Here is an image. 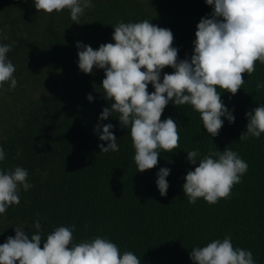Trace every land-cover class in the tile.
I'll use <instances>...</instances> for the list:
<instances>
[{"label": "trees", "instance_id": "1", "mask_svg": "<svg viewBox=\"0 0 264 264\" xmlns=\"http://www.w3.org/2000/svg\"><path fill=\"white\" fill-rule=\"evenodd\" d=\"M80 24L67 10L37 13L32 0H0V29L11 45L8 59L14 64L17 87L0 89V146L6 159L0 168L28 170L32 188L20 193V204L0 217V244L23 226L31 235L39 219L45 236L58 226H75L74 241L106 236L121 251H132L141 264H192L190 252L214 239L230 235L234 247L249 250L256 264H264V135L240 142L246 131L245 114L264 105V65L243 74L235 96L221 93L234 109L235 122L227 120L215 138L202 127L191 106H166L161 120L177 122L179 147L161 153L158 164L136 172L134 149L128 130L114 114L111 123L119 151L99 154L101 143L94 132L105 107L103 70L84 74L78 68L76 44L114 43L119 22L148 20L173 33L178 59L190 58L197 24L212 9L205 0H93ZM165 68L162 72L171 73ZM154 91L151 85L148 87ZM91 94L93 102L87 100ZM105 146H107L105 144ZM230 147L248 164L241 182L228 199L209 205L199 199L187 202L182 186L188 171L198 165L187 161V151L200 157ZM199 159V158H198ZM170 168L167 195L161 197L156 179L160 168Z\"/></svg>", "mask_w": 264, "mask_h": 264}, {"label": "clouds", "instance_id": "2", "mask_svg": "<svg viewBox=\"0 0 264 264\" xmlns=\"http://www.w3.org/2000/svg\"><path fill=\"white\" fill-rule=\"evenodd\" d=\"M37 13H60L67 10L77 25L85 11L94 7L93 0H32ZM212 11L197 24L193 52L178 59L173 47V33L148 20L119 22L114 29V43L94 50L81 42L76 44L78 68L84 74L103 70L105 107L94 128L101 143L99 154L118 152L119 144L111 123L102 122L118 115L120 127L128 130L134 149L136 172L155 168L161 153H173L179 147L177 122L161 120L172 103L188 105L199 113L202 127L213 138L219 135L225 120L235 122L234 109L222 101L221 93L235 96L245 83L243 74L251 76L256 63L264 65V0H205ZM7 39L0 29V41ZM11 45L0 43V89L8 84L17 87L16 68L8 59ZM171 73H164L165 68ZM149 85L154 91H148ZM264 81L256 82V91ZM89 102L94 97L87 96ZM246 131L239 141L259 139L264 135V105L245 114ZM105 144L107 146H105ZM187 161L198 165L184 177L183 193L190 205L203 199L209 205L228 199L235 185L248 171V164L230 147L200 157L198 150L187 151ZM199 158V159H198ZM6 153L0 146V164ZM170 168H160L156 187L165 197ZM28 170L23 167L0 168V217L10 207L20 204L21 190L32 188ZM35 232L29 235L23 226L14 228V237L0 244V264H141L132 251H121L106 236H95L79 243L74 241L75 226H58L46 236L37 219ZM192 264H256L251 251L234 247L230 235L214 239L190 252Z\"/></svg>", "mask_w": 264, "mask_h": 264}]
</instances>
